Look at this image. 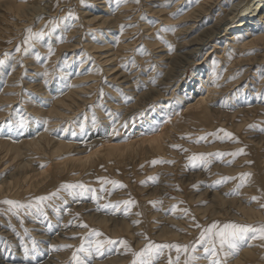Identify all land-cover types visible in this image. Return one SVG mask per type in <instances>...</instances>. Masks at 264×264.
I'll list each match as a JSON object with an SVG mask.
<instances>
[{
    "label": "rangeland",
    "instance_id": "obj_1",
    "mask_svg": "<svg viewBox=\"0 0 264 264\" xmlns=\"http://www.w3.org/2000/svg\"><path fill=\"white\" fill-rule=\"evenodd\" d=\"M0 1H6L10 5L17 3L30 8L32 6L33 8L39 7L36 13L31 10V14L23 20L21 19L20 22L17 21L16 16L8 14L13 23L14 34L3 39L4 41L0 40V59L4 60V63L0 64V113L3 110H10L7 115L4 113L0 116V138L5 140L11 137L13 140L31 141L48 129L50 131L48 136L54 143L60 139L71 141L74 142L75 148L70 152L74 149L85 150L80 153L81 155H78L77 152L75 154L63 153L59 158H56L62 161L70 156L85 158L99 148H106L107 153L109 145L116 143L123 147L128 142L143 139L149 128L143 123L145 117L160 120L156 122L158 129L155 130V133H161L167 120L163 107L167 101H171L173 103L170 102L171 105L168 106L172 108L173 104L177 102V100H173L172 93L184 91L185 87L183 88V86L188 84L187 81L192 83L191 90L193 88L191 92H187L192 93V95L190 94V98H192L190 104L198 101L200 94L206 97L208 95L206 90L202 89L198 94L197 90L201 88L202 81H196V77L193 76V67L199 63L198 66L202 67L205 76L208 75L207 71L216 65L212 64L211 60L219 59L221 60L220 67L225 65L223 60L226 52L222 54V46L228 36L219 38L216 33L218 34L222 30V23L224 25L226 20L235 15L233 11L241 0H222L221 9L216 8L211 15L208 14L209 19H206V16L201 23H196L200 27L191 33L187 32V27L193 23L188 22L189 14L197 9L204 0H139L138 3L136 0H132L134 5L128 14L123 16L122 23L108 22L104 25H99L98 21L90 23L89 20L97 16H106L109 20L115 18L122 2L115 5L116 0ZM106 3H108L107 7ZM7 9L5 8L0 13L4 14ZM151 10L159 13L153 14ZM165 18L168 19L167 23L164 21ZM221 21L223 22L221 23ZM17 23L18 26L15 25ZM216 26L217 28H215ZM29 28L34 32L44 30L47 32V36L45 35L44 39L32 46H26L23 44V40L26 36V29ZM213 32L216 33L213 35ZM157 37L161 44H158L157 48L148 47L150 40L154 41ZM119 39H122L124 45L127 46V53L122 61L114 59L116 61L103 64L104 60L113 54L111 50L113 46H117ZM198 42L205 43L204 46H201L200 52L192 57H187L186 53L197 48ZM88 45H94L95 50L88 49ZM164 45L171 47L163 49L167 52H158ZM18 47L20 51H16ZM25 47H27V52ZM262 48H264V42L247 46L243 52L238 53L237 59L259 58L257 55L263 54ZM167 53L169 54L168 58L162 61L159 56H164ZM79 58L84 62L82 68H80ZM227 68H231V71L227 72ZM66 69H68V75L63 74V70ZM107 70H110L109 73ZM96 71H98V75L94 77ZM118 71L125 72L124 74L128 78L113 80L119 73ZM223 71L231 75L228 79L226 77L223 79L222 85L225 86V91L223 93L218 91L213 96L215 98L208 104L212 111L211 119L214 128L207 129V126L190 125L187 132H175L170 137H165V151L158 154L153 153L150 149L143 154L142 148L134 145V149L128 154H125L126 150H123L122 153L118 151L113 154L107 153L93 157L95 166L87 164L85 170L81 169L82 167H77L76 170L68 168L62 173L61 179L56 185H48L47 182L35 184L36 186H28L30 189L26 188L24 199L16 196L8 197V200L28 206L34 205L38 197L58 193L50 202H45L49 206L45 207L44 213H38L34 208L28 207L13 210L10 205L0 203V224L4 223V227L0 231L8 232L2 233L4 235L0 236V246L5 255H13L12 251L15 248L33 260H36L34 259L36 257H41L43 260L48 258L53 251L56 258L49 264L55 262L70 264L73 252L81 244V238L86 237L91 230H96L102 233L98 239L108 238L117 241V243L106 245L102 255L94 254L93 257L98 258L93 260L92 257L90 264L94 262L132 264L134 259L132 252L140 251L149 241L161 245L191 246L197 242L201 231L213 222L220 225L226 222L255 225L257 219L250 221L242 217L239 208L244 207L246 202H250L247 206L253 205L254 201L251 198L256 195H251V189H256L257 183L254 181L256 187H252L251 178L253 175H261L264 172V162L261 163L264 161V132L260 131L261 128H264V110H262L264 108V64L253 65L243 70L228 65V67L224 66ZM12 73L15 80L12 85H8V77ZM61 75L65 77L64 82L61 80ZM235 76L238 78L231 79ZM74 77L82 80L78 84L79 88H89L86 94L80 95L81 99H87L89 102L82 105L76 114H69L66 116L67 118H62L58 122L47 123L50 120L47 115L37 119L39 114H35L31 110L37 112V109H44L47 112L51 109L59 95L67 92L66 89H69ZM170 77H175L177 82L175 89L173 88L164 98L157 97L159 100L148 102L155 95V93H151L150 88L155 86L156 81H160L162 83L160 87L163 88L162 81ZM238 79L242 80L235 85ZM61 83L63 86L58 89ZM17 84H21V86L18 87ZM232 84L233 86L226 87ZM121 86L129 87V89L123 90L124 93L129 92L132 87L133 91L137 89L136 92L144 97L140 100L127 99L126 105H131L134 108L140 106L141 113L139 115H133V113L131 115L129 112L118 114L119 120L122 119L118 125L119 120L114 121V111L109 110V106L112 105L110 103L116 101L111 97V94L122 93ZM258 87L260 88L259 94H257ZM6 88L9 90H4ZM46 92L50 94V97L46 95ZM17 95L19 100L15 101L14 98L16 99ZM123 95L125 96V94ZM186 106L185 103H182L178 111L182 110L185 116L189 117L188 113H185ZM176 111H172L169 115L173 117ZM21 118H24L25 121L24 131L20 126ZM56 119L58 118L53 120ZM32 120L35 123H32ZM105 121L112 122L104 124ZM56 122L57 124L54 125ZM8 123L12 125L10 130L7 128ZM48 124L49 126H47ZM141 124H143V131L139 128ZM83 125L84 130L82 129ZM250 125L255 127H249ZM225 133L232 135L226 137ZM89 137L91 139L85 143L86 146H83V138L88 139ZM200 137H206V139L199 140ZM243 138L253 141V145L250 142H245ZM173 145L180 147L174 148ZM238 149H243L244 154L235 157L229 155ZM255 151H258L261 160L255 155ZM52 152L51 149L50 153ZM216 153L223 155L217 156ZM193 154L213 155L206 156V162L196 161V167H192L193 161L190 158ZM21 158L12 160L10 154L7 155L3 150L0 151V183L3 180L9 181L10 175L17 176L25 171L21 167L31 158L33 161L28 168L37 167L41 162H43V169L50 166L48 152L47 155H27ZM153 161H157V163L153 165ZM205 169L204 174L211 171L212 173H209L208 176L198 177L197 175ZM241 173H251L252 175L243 187L237 188ZM228 177L236 179H224ZM105 181H116L125 187L121 188ZM66 184H83L89 191L79 188L65 190L62 186ZM14 186L12 191L9 190L10 194L16 192V185ZM204 189L208 190L210 194L220 192V200L226 202L213 205L209 193L206 196H201ZM192 195L194 198L191 200ZM129 200L135 203L127 206V214L123 203L118 209L111 207L118 202ZM173 205L177 206L175 211L172 210ZM143 208L146 209L147 217L143 213ZM259 209H261L260 206L255 207V210ZM195 213L202 216H196ZM102 218L108 222H105L106 224L98 223ZM145 220L149 221L152 228L149 232H146L142 226ZM81 224H85L87 227H81ZM126 225H129L130 228ZM59 229L63 230L65 235L58 234ZM45 235H47L46 240L38 239L41 236L44 238ZM121 240L127 241L131 251L119 243ZM251 241L252 239L241 242L242 245L238 253L229 256L225 264H233L246 245L251 243L256 245L255 241ZM64 245L72 247H62ZM180 255L182 257L180 264H184L183 260L186 257L183 253ZM170 256L174 261L177 256L176 251L165 248L157 264H169ZM198 264H208V262L201 259Z\"/></svg>",
    "mask_w": 264,
    "mask_h": 264
},
{
    "label": "bare ground",
    "instance_id": "obj_2",
    "mask_svg": "<svg viewBox=\"0 0 264 264\" xmlns=\"http://www.w3.org/2000/svg\"><path fill=\"white\" fill-rule=\"evenodd\" d=\"M228 1H230V0H228ZM108 3L105 4L106 7L108 6ZM116 4L117 3H115V5ZM221 4H222V0H204L201 4H199L197 9H195L192 13L189 14L190 19H189L188 22H193V23L189 27H187V32L191 33L197 27H200V25H198V24L201 23L204 20L203 18H205L207 16L206 19H209L210 18L209 15H211V13L214 12V10L216 8L221 9V7H222ZM7 5H9V6H7ZM133 5H134V1L127 0V2H122L121 7L119 8V10H117V13H116L117 15H115V18L109 20L108 17H106V16H103V17H98L97 16V17H94L92 20H89V21H90V23L91 22L95 23L96 21H98V22H100L99 25H104V24H106L108 22L122 23L123 22V20H122L123 16L128 14L129 10L133 7ZM5 8H8L5 11V13L4 14L0 13V40H2V41H4L5 38H9V37H11V35L14 34V31H13L14 28L12 26L13 23L10 20L11 18H10V16L8 14L16 16L17 17V21L20 22L21 19L23 20V18H26V17H28L31 14L30 13L31 10L33 11V13L34 12L36 13L37 9L39 7L35 6L33 8V6H32V8H30L29 6H26V5H23V4H17V3H15L13 5H10V3L6 2V1H0V12L4 11ZM106 11H107V9H106ZM233 12H235V15L232 18L226 20L224 22V25L222 23L223 21H221L222 30L218 34L216 32H213V35H214V33H216V35H218L219 38L220 37L223 38V37H227L228 36V38L224 40V43H223L224 45L222 46L223 47L222 54L224 52H226L225 58L223 60V63L225 65H222L220 67L221 60H219V59L211 60L212 64L215 62V60H217L215 62L216 65L211 67L207 71L208 75H205V76H204V71H203L202 67L198 66V65H200L199 63L196 64V66L193 67V76L196 77V81H199V82H200V80L202 81L201 82L202 86L197 91L199 92L202 89L204 91L206 90L208 92V95L205 97L203 94H200V92H201L200 91L198 94H200L201 96L199 97L198 101H196L194 104H190V101L192 100V98H190V94L192 95V93H187V92H189V91L191 92L193 90V88L191 90L190 87H192V83L187 81L188 84L183 86V88L185 87L184 91L177 92V93H172V95L174 96L173 100H177V102L175 104H173L172 108H170L168 106V105H171L173 103L171 101H169V102L167 101V104H165V106L163 107V108H165L164 114L167 116V120L164 123L165 127L163 128L161 133H155V130L158 129V127L156 126V122L160 121V120L152 119V117H150V118L149 117H147V118L145 117L143 123L148 125L149 128L147 129L148 131L145 133L143 139L135 141V142H133V141L128 142L123 147L121 145H119V144H116V143L113 144L112 143L113 145H109L108 148H107L108 149V151H107L108 154H113L115 152L117 153L118 151L120 153H122L123 150H126L125 154H128L129 151H132L134 149V145H138V147L142 148L141 151H142L143 154H145V152L149 151V149L153 153L158 154V153H161V152L165 151V143H164V141H165L164 138L165 137H170L171 134H173V133L175 134V132H177V133L187 132L190 125H192V126H207L206 127L207 129L214 128L213 121L211 119L212 111L209 108L208 104H209V102L211 100H213L215 98L213 96L218 91H222V93H223V91H225L224 90L225 86L222 85L223 79L225 77L227 79L229 77H231L230 73H227V74L224 73V71H223L224 66L228 67V65L229 66L231 65L233 68H238L240 70H243V69L249 68V67H251L253 65L255 66V65H259V64H264V48L261 49L263 51L262 52L263 54H261V56L257 55V57H259V58H254V59H249V60L237 59L239 57V56H237L238 53L240 54L241 52H243L244 49L247 48V46H252L253 44H256V43H259V42H264V0H241L235 6V9H234ZM151 13L157 14L159 12L151 10ZM82 15H85V14L82 13ZM213 15H214V13H213ZM99 18H100V20H98ZM167 20L168 19H166V18L164 19L165 23L168 22ZM218 20H219V18H218ZM18 23L15 24V25L18 26L19 25ZM196 23H198V24H196ZM215 28H217V26ZM219 28H220V26H219ZM209 30H211V29H209ZM207 38H209V37H207ZM219 38H217V39H219ZM157 39H159V38L158 37L155 38L154 41L150 40V46H148V47L157 48L158 47L157 45L161 44L159 42V40H157ZM147 40L145 41V45L147 43ZM215 40H216V38H215ZM200 41H202V40H200ZM203 44H205V43H203V42L199 43L198 42V44H197L198 47L188 51L186 53V56L187 57H189V56L192 57L195 54H197L198 52H200V50L202 49L201 46H204ZM165 47H169V46H166V45L161 46L160 48H162V50H160L158 52H161V53L162 52L163 53L167 52L166 50H163V49H165ZM227 47H228V49H226ZM87 48L91 49V50H95L96 47L94 45H88ZM126 50H127V46L124 45L122 39H119L118 42H117V46L116 47L113 46V48L111 50L113 52V54L108 59L104 60L103 64L106 65V64H108L110 62L112 63L113 61H116V60L121 62L123 57H124V55L127 53ZM147 53H148V51H147ZM167 56H169L168 53L166 55H164V56L161 55L159 57L163 61V60H166L168 58ZM186 56H184V57H186ZM114 59H116V60H114ZM154 59H155V57H154ZM184 60L186 61V59H184ZM184 60H182V61H184ZM79 62H80V68H82V66L84 65V62L80 58H79ZM245 66H248V67H245ZM226 70H227V72H230L231 68H227ZM63 71H64L63 72L64 75H68L67 74L68 73V69L63 70ZM109 71L110 70H107V73H109ZM122 71H118L119 73L117 74V76L113 80H116L118 78L123 79L124 77L128 78L127 75L124 74L125 72H122ZM258 72H259V70H258ZM97 75H98V71H96L93 76L95 77ZM237 78L238 77L235 76V79H237ZM64 79H65V77L63 75H61L62 82H64L63 81ZM231 79H233V78H231ZM14 80H15V76L12 73L8 77V85H12ZM241 80L242 79H238L235 82V85L239 84ZM80 82H82L81 79H77V78L74 77L72 82H71V84L68 87L69 89H66L67 92L65 94L59 95V97L56 99V101L53 102L51 109H49L47 112H45L44 109H37V108H35V109H37V112L34 111V110H31V111L34 112L35 114H39V115H37L39 118L36 117L37 119H40V117H43V116L47 115L48 118L50 119L47 122L49 124L52 123L53 121H57L58 122L62 118H65L67 115L69 116V114H74V113L76 114V111L80 110L82 105L84 106L85 103L89 102V100H87V99H81L80 95L86 94V92L89 91V88H85V87L79 88L78 84H80ZM162 82L164 84L163 88L160 87V85L162 84V83H160V81L159 82L156 81V83L153 82V83H155V86H153V88H150V90H151V93H155V95H154V97H151V99L148 102H150L151 100H154L152 102H155V101L159 100V99H157V97H163L164 98V96H167L170 93V91L177 84V82L175 81V77H172V78L170 77L168 79H165ZM17 86L20 87L21 84H17ZM62 86L63 85L61 83V85L58 87V89L60 87H62ZM231 86H233V84L229 85V86H226V87H231ZM154 87H156V88H154ZM93 88H95V87H93ZM131 88H130L129 92H125L124 93L123 90L129 89V87L125 88L124 86H121L120 87V89H121L120 91L122 93H120L119 95H118V93H112L111 94V97L116 100L115 102H112V100H109L110 102H112V103H110L112 105L109 106V108H110L109 110L114 111V113H113L114 114L113 117H115L114 121L119 120L120 118L118 117V114H121L123 112L124 113H128L129 112L131 115H132V113H133V115H139V113H141L140 112V110H141L140 106H137L136 108H134L131 105H126L127 104V99H129V98H132V100H134V98H135V100H140L141 98L144 97V95L142 96L141 94L136 92L137 89H135L134 90L135 93H133L134 91ZM4 90L8 91L9 88H6ZM259 92H260V88L258 87L257 94H259ZM123 94H125V96ZM46 95L50 97V94L48 92H46ZM246 98H249V97H246ZM14 100L15 101L19 100L18 99V95H17L16 99L14 98ZM164 100H169V99H164ZM170 102H171V104H169ZM182 103H185L187 105L186 109H185V113H188L189 117H186L184 112H182V110L178 111V109L180 108ZM255 108H259V107H255ZM255 108H253V109H255ZM262 110H264V108ZM4 111H6V110H3L0 113V116L3 115L4 113L7 115L10 112V110H7L6 112H4ZM172 111H176V113L173 115V117H171L169 115ZM128 116H129V114H128ZM54 118H58V119L53 120ZM33 120H32V123H35ZM121 120L118 121V125H120ZM57 122L54 125H56ZM111 122L112 121H105L104 124H110ZM49 124L47 126H49ZM1 126H4V125H1ZM11 126L12 125H10L9 123L7 124V128L9 130L11 129ZM142 126H143V124H141L139 128H141L142 131H143ZM22 128H23V131H24L25 127H22ZM82 129L83 130L85 129L84 125H83ZM49 132L50 131L48 129H46L43 133H40V135L38 137L36 136L37 138L32 139L31 141L30 140L29 141H26V140H13L11 137L10 138H6L5 140L0 138V151L2 152V150H3L4 152H6L7 155L10 154L11 157H12V160H16L18 158L20 159L22 156H27V155H36V156H38V155L41 156L43 154L47 155V152H48L49 161H50L49 162L50 166H49V168H46V169L42 168L43 162H41V164L39 166L36 165L37 167H33L32 166V167L28 168L29 166H31L30 163H32V161H33L32 158H31V160L27 161V163L24 162L25 164H23V166L21 168L23 170H25V171L19 173L17 176L10 175L9 181L8 180H3L0 183V201H5V200H8L10 197H15V196L17 198L20 197L21 199H24L23 197H25V193L27 191L26 188H29L28 186H32V185H35V184H41V183L47 182L48 185H52V186L56 185L58 183V181L61 179L62 173L65 170H67L68 168H72L73 170H76L77 167H82L81 169L85 170L86 169L85 167H86L87 164L89 166L90 165L91 166H95L96 165L95 161L93 160V157L95 158V157H99V156L107 154L106 153V148H99V149H95L93 151V153H91L90 155L86 156L85 158L84 157H78V156L77 157L70 156L68 158H64V160H62V161H59L61 159H56V158H59V156H61L63 153L65 154L66 152H70L71 149L75 148L74 147L75 146L74 142L65 141V140H61L60 139V140H58V141H56L54 143L53 140L50 138V136H48ZM85 137H88V136L85 135ZM90 139H91V137H89L88 139H84L83 138V144L82 145L86 146L85 143L88 142ZM243 139H244L245 142H250V144L253 145V141L247 140L246 138H243ZM51 149L53 151L52 153H50ZM83 151H85V150H83V149L82 150L74 149L72 152H70V154H73V153L75 154V152H77V154L79 155ZM257 152L258 151H255V155H257V157L260 159L259 153H257ZM253 153H251V155H253ZM6 159H7V157L5 158V160ZM263 162L264 161H262L261 163L263 164ZM0 164H1V160H0ZM3 166H4V164H3ZM3 170H4V168H3ZM204 172H206V169L203 170L202 173H200L202 175L198 174L197 176L198 177L208 176L209 173H212V171L208 172V174H206V173L204 174ZM76 177H78V176H76ZM254 181L257 183V187H256V184H255ZM26 184H29V185H26ZM250 184H251L252 187H256V189H253V188L251 189V195H256V197L258 199L256 201H254L252 203L253 205H251V206H247V205L250 204V202L249 203L246 202L244 204L245 205L244 207L239 208L241 213H242L241 215H242V217H244L246 219H249L250 221H253V220L257 219L256 224L257 223H264V209L261 208L259 210H255V207L260 206L259 204H264V172L261 175H259V174L253 175V177L251 178ZM14 185H16V188H15L16 192L14 194H10L9 190L12 191V189L15 187ZM207 193H209V191L205 190L204 193L201 194V196L202 195L206 196ZM219 193H216V192H213L211 194L209 193L210 194L209 197L211 198V200L213 202V205H216V204L218 205V203H220V202H226V201H221L220 200ZM193 198H194V195L191 196V200ZM26 200H28V199H26ZM245 200H246V198H245ZM143 213H144L145 217H147L146 209H144V208H143ZM194 215L202 216V215H200L198 213H195ZM108 217H110V216H108ZM105 222L107 223L108 221H106L105 218H102L101 220L99 219L98 223L106 224ZM0 226H1L0 230H2L3 227H4V223H1ZM126 226L129 227V225H126ZM142 226L146 230V232L147 231L149 232L152 229L150 227V225H149V221L146 222V220H145L144 224H142ZM128 227H126V228L128 229ZM2 233H8V232L7 231H0V236L4 235ZM55 233H56V231H55ZM58 234L65 235L63 230H60L58 232ZM47 235H45L44 238L41 236L38 239L41 240V241L42 240H46V236ZM179 236H181V235H179ZM34 238H36V237H34ZM145 241H146V239H145ZM249 241H250V239H249ZM254 241L256 242V245H253L252 243L250 245H246V247H244L245 249L242 250L239 253L238 259H235L233 264H253V263L264 264V240H260V239L257 238L255 240H252L251 242H254ZM8 244H10V243H8ZM12 252H13V255L11 254V255H7L6 256L4 251H3V249L0 246V264H30V263L31 264H49V263H52L55 260V258H56V256L53 254V251H51V254H49L48 258H44L43 260H41L42 259L41 257H38V258L36 257V258H34L36 260H33L30 256H26L25 254L23 255L22 253H20V251H18L15 248L13 249ZM97 258L98 257H93V260H97ZM93 264H100V263L99 262H97V263L94 262Z\"/></svg>",
    "mask_w": 264,
    "mask_h": 264
},
{
    "label": "snow or ice",
    "instance_id": "obj_3",
    "mask_svg": "<svg viewBox=\"0 0 264 264\" xmlns=\"http://www.w3.org/2000/svg\"><path fill=\"white\" fill-rule=\"evenodd\" d=\"M119 5L121 2H127V0H116ZM138 3L139 0H136ZM71 15V13H69ZM46 32L41 30L39 32H34L31 28L26 29V36L23 40V44L26 46H32L36 42L44 39ZM169 47H171L169 45ZM16 51H20L18 47ZM25 51L27 52V47H25ZM4 60L0 59V64H3ZM215 63V62H214ZM235 79V77H233ZM24 118H21L20 126H24ZM249 127H255L254 125H250ZM223 131V130H220ZM260 131L264 132V128H261ZM231 133H225L226 137H231ZM206 137H200L199 140H204ZM198 142V141H197ZM174 148H179L178 145H173ZM244 154L243 149H238L236 152L230 153L229 155L235 157L237 155ZM213 154H193L190 158L193 161L192 167H196V161L206 162V156H210ZM217 156H222L221 153H216ZM153 165L157 163V161L152 162ZM251 173H241L239 176L240 183L237 185V188L243 187L247 182V179L251 176ZM155 180L157 178H149ZM228 179H236L234 177L224 178ZM106 183H112L117 185L118 187H125L123 184H120L116 181H105ZM143 183V182H142ZM65 190H74L76 188L82 189L83 191H89V189L85 188L83 184H66L62 186ZM58 193H51L48 196L38 197L36 198L35 204L25 206L19 202L5 200L0 201V203L7 204L11 206V209H21V208H34L38 213H44V209L46 206L45 202L50 201L54 198ZM253 201H256L257 197L251 198ZM123 203L125 205V213L128 212V205H132L134 201H123L118 202L117 204L111 205V207L118 209L120 204ZM154 203V202H150ZM107 207V205H106ZM175 205L172 206V210H176ZM260 207L264 209V204H261ZM10 209V210H11ZM187 211V210H185ZM81 227H87L85 224H81ZM199 227V225H197ZM102 233L96 230H91L86 237L81 238V244L72 254V261L70 264H90L91 258L94 254L102 255L106 245L116 244L117 241L112 239H98L101 237ZM264 240V223H257L255 225L252 224H241L237 222H226L222 225L217 222H213L210 226L204 228L196 243L189 245H174V244H156L152 241H149L140 251L132 252L134 259L132 260V264H157L158 259L160 258L163 250L174 249L177 253L175 260L173 261L171 256L169 257V264H180L181 253H183L186 257L184 260V264H198V261L204 259L208 262V264H225L226 259L238 253L241 242H247L249 239ZM120 244L123 245L125 249L129 248L127 241L121 240ZM202 246V251H201ZM62 247H72L71 245H64ZM27 252V250H25Z\"/></svg>",
    "mask_w": 264,
    "mask_h": 264
}]
</instances>
